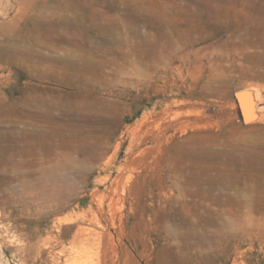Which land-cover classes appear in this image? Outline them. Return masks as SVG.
<instances>
[{"label": "rangeland", "instance_id": "1", "mask_svg": "<svg viewBox=\"0 0 264 264\" xmlns=\"http://www.w3.org/2000/svg\"><path fill=\"white\" fill-rule=\"evenodd\" d=\"M28 4L51 14L56 35L26 31ZM261 9L264 0H0V61L10 68L0 70V264H146V248L152 264H173L180 252L182 264H264V180L245 169L264 167V158L246 162L251 145L264 144V123L246 124L238 95L250 89L237 87L264 63L250 57L229 69L218 57L221 42L256 27ZM210 38L215 47L200 50ZM15 50L33 51L32 60ZM223 81L228 93L213 94ZM255 82L264 97V76ZM76 87L91 89L93 107L70 98L76 107L44 117ZM167 103L197 106L187 118L205 127L177 123L156 143L164 127H148ZM115 193L125 198L117 210Z\"/></svg>", "mask_w": 264, "mask_h": 264}, {"label": "bare ground", "instance_id": "2", "mask_svg": "<svg viewBox=\"0 0 264 264\" xmlns=\"http://www.w3.org/2000/svg\"><path fill=\"white\" fill-rule=\"evenodd\" d=\"M86 1V0H85ZM35 2V1H34ZM41 3V1H39ZM43 2V0H42ZM38 3V2H37ZM89 4V3H88ZM47 5V4H46ZM80 5V4H79ZM252 7V5H251ZM254 7V6H253ZM252 7V8H253ZM77 8V7H76ZM46 11V10H45ZM91 11V10H90ZM96 11V10H95ZM211 11V10H210ZM261 13H259L260 15L257 17L258 19L256 20L255 24L256 27L254 26V28H252L253 30H250V31H246L244 34H232L231 36H229V38L223 42H221L220 44V47L224 44L226 46V49H225V54L226 55H222L221 56H218L219 59L222 61V62H227V63H230V64H227L228 65V68L231 69L232 66H236L234 65L235 62H238L240 65H244V62L246 61V59L248 60L249 62V58L252 57V58H261V62H259L260 64L261 63H264V60L262 61V58L264 59V10L261 9L260 10ZM23 12V16H21L20 19H22V21L24 20L25 22H27L28 24V29L26 30L27 32L28 31H32L34 34H41V33H44L46 30H49L50 32L52 31L53 35H56V31H57V28L55 27H48L46 22L50 20V13H44L43 12V9L40 8L37 4L34 5V4H28L26 7H24V9L22 10ZM85 12V11H84ZM212 12V11H211ZM244 12V11H243ZM255 12V11H254ZM91 13V12H90ZM103 13V12H102ZM59 14V13H58ZM255 14V13H254ZM263 14V15H261ZM99 15V14H98ZM105 15V14H104ZM237 15V14H235ZM96 16V15H95ZM94 17V16H93ZM99 17V16H97ZM104 17V16H103ZM67 18V17H66ZM75 18V17H74ZM243 19V17H241ZM255 18V17H254ZM58 19V18H57ZM69 19V18H68ZM72 19V18H71ZM83 19V18H82ZM214 19V17H213ZM239 19V18H238ZM237 19V20H238ZM248 19H249V14H248ZM256 19V18H255ZM66 20V19H65ZM211 20V19H210ZM247 20V19H246ZM250 20V19H249ZM68 21V20H67ZM151 21V20H150ZM205 21V20H204ZM212 21V20H211ZM156 22V21H155ZM18 23V22H17ZM245 23V22H244ZM22 24V23H21ZM65 24V23H64ZM208 24V23H207ZM26 25V24H25ZM67 25V24H66ZM157 25V24H156ZM243 25V24H242ZM97 26V25H96ZM159 26V25H158ZM26 27V28H27ZM30 27V28H29ZM62 27V26H60ZM67 27V26H66ZM206 27V26H205ZM209 27V26H208ZM244 27V26H243ZM78 28V27H77ZM224 28V27H223ZM68 29V28H67ZM158 29V28H157ZM60 30V29H59ZM62 30V29H61ZM71 31V30H70ZM79 31V30H78ZM157 31V30H156ZM23 32V31H22ZM26 32V33H27ZM49 32V33H50ZM170 32V31H169ZM216 32V30H215ZM152 33V32H151ZM149 34V33H148ZM157 34V33H155ZM192 34V33H191ZM32 36V33L29 34ZM213 35V34H212ZM225 35V34H223ZM49 36V35H48ZM148 36V35H147ZM192 36V35H191ZM197 36V35H196ZM35 37V36H34ZM56 37V36H54ZM189 37V36H188ZM24 38V37H23ZM30 38V36H29ZM47 38V37H46ZM50 38V37H49ZM152 38V37H151ZM184 38V37H183ZM206 38V37H205ZM222 38V37H221ZM31 39V38H30ZM214 39V38H213ZM224 39V38H223ZM222 39V40H223ZM19 40V39H18ZM21 40V39H20ZM88 40V39H87ZM197 40V39H196ZM194 41V38L193 40L189 43V50L190 52L192 51L193 52V49L195 48V46L197 45V41ZM43 41V40H42ZM48 41V40H47ZM28 42V41H27ZM30 42V41H29ZM41 42V41H40ZM76 42V45L77 46H80V47H84L85 45L83 44H80V41H75ZM89 42V41H88ZM50 43V42H49ZM69 43V42H68ZM137 43V42H136ZM10 44V43H9ZM26 44V43H25ZM24 44V45H25ZM29 44V43H28ZM71 44V43H70ZM140 44V43H139ZM160 44V43H159ZM168 44L169 46L173 45V40H169L168 41ZM204 47L203 48H200V50H209L211 49V47H215V45H212V38L210 39H206L204 41ZM23 45V44H22ZM36 45V44H35ZM8 46V45H7ZM13 46V45H11ZM38 46V45H37ZM51 46V45H50ZM33 47V46H32ZM22 48V47H21ZM30 48V47H29ZM35 48V47H34ZM219 48V47H218ZM11 49V48H10ZM9 50V49H8ZM14 50V49H13ZM90 51V50H89ZM151 51V50H150ZM198 51V50H196ZM223 51V50H222ZM53 52H59V48L58 47H54L53 48ZM92 52V51H91ZM191 52V53H192ZM201 52V51H199ZM203 52V51H202ZM105 53V52H103ZM107 53V52H106ZM154 53V52H153ZM181 53V52H180ZM179 53V54H180ZM188 53V52H187ZM220 53H222L220 51ZM12 54V57L14 58H17V59H20L21 57L24 58V59H30L32 60V55H34V52L33 51H19V50H15V51H12L11 52ZM93 54V53H92ZM224 54V53H223ZM43 55V54H42ZM192 55V54H191ZM221 55V54H220ZM69 56V55H68ZM79 57V56H78ZM104 57V56H103ZM102 57V58H103ZM108 57V56H107ZM48 57L46 56H40V59L42 61L46 60ZM106 58V57H105ZM178 58V57H177ZM250 58V59H252ZM54 59V58H53ZM38 60V59H37ZM36 60V61H37ZM174 60V59H173ZM176 60V59H175ZM174 60V61H175ZM178 60V59H177ZM180 60V59H179ZM212 60V59H211ZM55 61V60H54ZM57 61H60L61 63H63V65H65V67L67 68H76V69H79V68H84L86 69V62H82L80 63L79 61L77 60H73V59H70V58H64L63 60H57ZM56 61V62H57ZM148 61V59H147ZM150 61V60H149ZM169 61V60H168ZM216 62V60H214ZM229 61V62H228ZM214 62V63H215ZM147 63V62H146ZM163 63V62H162ZM167 63V62H166ZM219 63V62H218ZM254 63V62H252ZM256 63V61H255ZM81 64V65H80ZM212 64V63H210ZM12 65V64H11ZM136 65V64H135ZM219 65V64H218ZM91 66V65H90ZM121 66V65H120ZM141 66H144V65H141ZM220 68H221V64L219 65ZM226 66V65H225ZM254 66L257 67V64H255ZM11 67V66H10ZM98 67V66H97ZM137 67V66H136ZM214 67V66H213ZM24 68V71H27V70H33L37 73H35L36 75L39 76V78L42 76L43 74V71H38L37 67L35 66H31L29 65L28 66V69L26 67H23ZM93 68V67H92ZM161 68V67H160ZM165 68V67H164ZM212 68V66H211ZM219 68V67H217ZM216 68V69H217ZM250 68V66H249ZM260 68V67H259ZM9 64H7L6 62H1L0 61V70L5 73L6 71H8V74H9ZM88 69V68H87ZM142 69V68H141ZM155 69V67H154ZM215 69V68H214ZM264 69V68H263ZM122 70V69H121ZM150 71V69H148ZM237 70V69H236ZM240 70V69H239ZM250 71H248L250 74H248V76L246 77V74H244V76L241 78V80H239V82L237 83V87H248L250 89V91L247 93H241L238 95V100H239V103L241 105V110L243 111V115H244V119H245V122L246 124L249 123V124H255V123H264V109H261V108H258V104L264 100V97L262 96V93H261V89L260 87L256 84L255 82V79H262L263 76H264V71H257L255 70L254 68L251 70V69H248ZM212 71V70H211ZM214 71V70H213ZM80 72V71H79ZM83 72V71H82ZM144 72V71H143ZM146 72V71H145ZM155 72V71H154ZM220 72V71H219ZM254 72V73H253ZM3 73H2V76H3ZM12 72H10L11 74ZM148 73V72H147ZM238 73V72H237ZM139 74V72H138ZM25 75V74H24ZM34 75V74H33ZM149 75V74H148ZM220 74L219 73H214L212 72V78L215 79L217 82H218V76ZM7 76V75H5ZM26 76V75H25ZM140 76V75H139ZM138 76V77H139ZM46 77V76H45ZM142 77V76H141ZM146 77V76H145ZM5 78V77H4ZM9 78V77H8ZM144 78V77H143ZM205 78V77H204ZM209 78V77H208ZM202 79V78H201ZM207 79V78H206ZM88 80V79H87ZM91 80V79H90ZM97 80V79H96ZM93 81V80H92ZM215 81V82H216ZM40 82V81H39ZM138 82V81H137ZM205 82V81H203ZM258 82V81H257ZM112 83V82H111ZM139 83V82H138ZM94 84V83H93ZM140 84V83H139ZM264 85V84H263ZM205 86V84H204ZM226 86H228V82H220L217 86L213 87L212 88V93L213 94H218V93H225L227 94L228 93V90L226 89ZM196 88V87H195ZM198 89V88H197ZM264 89V87H263ZM91 90V89H90ZM90 90H82L80 89V87H76V91L74 92V94L72 95L73 97H69V99H66V97L62 96L58 99V101H55V102H49V104L46 105L45 109H43L42 111H44V117H46L47 119H50L52 118L51 114L53 115V112L56 110V108L58 109L59 108H66L68 110L70 109H73L74 107L76 106H73L70 98L74 99L73 102L75 101L76 103H79L80 106L78 107H87V105H89L90 107H93V105L90 103H88V100L87 101V98L90 96V94L92 93ZM197 92V91H196ZM210 92V91H209ZM206 93V92H205ZM211 95V94H210ZM25 97V96H24ZM100 97V96H99ZM7 98V97H6ZM100 100V98H99ZM16 102V101H15ZM91 102V101H90ZM43 103V102H42ZM175 103H178V100H175ZM181 103V102H180ZM179 103V104H180ZM183 104V103H182ZM6 106V105H5ZM28 108L30 107V105H26ZM38 106V105H37ZM102 106V105H101ZM78 109V108H76ZM183 107L182 106H179V105H174V106H171V105H166V108L163 110V112H160L159 114L156 115L155 119H154V124H151L149 128V130L153 129L154 128H159L161 129V127L163 126V130L161 129V133L157 134L159 137H155V141L156 143L158 144H161L163 139H162V134H165L167 131L171 130V129H175L177 123H181L182 124V127L181 129L183 128H187V127H191L193 129H198L200 130V128L202 127H205V125H201L199 123V119H196L194 121H191L189 117L192 113H195V114H199L200 113V110L197 106L194 107V109L192 110H188L186 112L182 111ZM79 112V111H78ZM186 114V115H185ZM187 114H190L189 116ZM39 117V116H38ZM41 117V116H40ZM184 118V120H182ZM142 126V124H141ZM214 126H219L218 123H216ZM152 127V128H151ZM251 129V128H250ZM223 131V130H222ZM226 132H227V129H226ZM150 135L152 136H155L156 133L153 131H149ZM161 136V137H160ZM169 139V138H168ZM244 139V138H243ZM217 142V141H216ZM227 142V141H226ZM235 142V141H234ZM238 144V143H237ZM244 144V143H243ZM177 150H180V143H177ZM241 145V144H240ZM247 145V144H246ZM262 145V143L258 142L256 144H253L251 145V150L250 152L254 154V157L252 158L251 157V153L249 152L248 153V157H247V160L246 162L249 164L251 163V161H253L252 159H258L257 161H260L261 158H264V144L263 146H260ZM228 146V145H226ZM260 146V147H258ZM235 147V146H234ZM240 148V147H239ZM176 150V151H177ZM260 150V151H258ZM214 152V151H213ZM239 152V151H238ZM247 153V152H246ZM185 155L188 157L190 156V152H186ZM197 158L201 159V156H199L197 154L196 156ZM196 158V159H197ZM253 163V162H252ZM251 165V164H250ZM246 166V170H248L247 172V175L251 178H254V179H258V180H264V167H257L256 169L253 168V169H250L251 167H247V164L245 165ZM253 166V165H252ZM257 166V165H256ZM236 167V166H235ZM215 175V174H214ZM260 183V182H259ZM263 183V181H262ZM119 183H116V185H118ZM256 184V183H255ZM264 185V183H263ZM250 186V185H249ZM223 190V189H222ZM260 189L259 188H256V187H245L244 188V192L246 191L247 193L248 192H258ZM263 190V189H262ZM118 193V192H117ZM117 193H115L114 195H112L110 198H111V203L110 204H113L115 205L114 208L117 210L120 206V204L122 202H124V197H117ZM200 193V192H199ZM252 193V194H253ZM248 194H251V193H248ZM210 195V194H209ZM116 210H115V213H116ZM114 213V214H115ZM117 218H116V215L113 216V220L115 221ZM176 238V241L178 243V246H180V244H182L184 242V238L182 237V235H180L179 237H175ZM179 253V252H177ZM82 254V253H81ZM183 254L184 256V252H180L179 255ZM84 256V255H83ZM82 256V257H83ZM183 256H173V259L171 260L173 262V264H182L183 262ZM92 257V256H91ZM140 257L142 259H144L146 261V264H152V255L149 251L148 248L144 249V251H140ZM84 259V258H83ZM81 260V259H80ZM93 261V259H92ZM86 262V261H85ZM91 262V261H90ZM72 263V262H71ZM88 263V262H87ZM169 264H172L168 261ZM72 264H84L83 261H77L75 260L74 263ZM95 264H98V262H95Z\"/></svg>", "mask_w": 264, "mask_h": 264}]
</instances>
